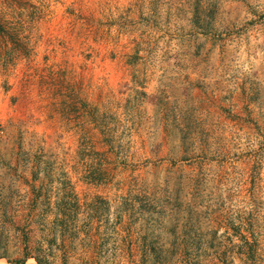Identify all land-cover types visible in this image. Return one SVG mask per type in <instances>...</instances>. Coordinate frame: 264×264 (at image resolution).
<instances>
[{"label":"rangeland","instance_id":"374dc122","mask_svg":"<svg viewBox=\"0 0 264 264\" xmlns=\"http://www.w3.org/2000/svg\"><path fill=\"white\" fill-rule=\"evenodd\" d=\"M0 264H264V0H0Z\"/></svg>","mask_w":264,"mask_h":264}]
</instances>
